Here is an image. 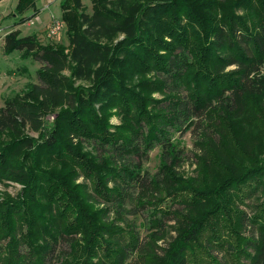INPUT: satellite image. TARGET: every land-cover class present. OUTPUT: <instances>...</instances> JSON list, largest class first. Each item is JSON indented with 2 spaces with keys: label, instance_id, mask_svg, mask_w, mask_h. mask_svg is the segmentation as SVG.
Returning <instances> with one entry per match:
<instances>
[{
  "label": "trees",
  "instance_id": "16d2710c",
  "mask_svg": "<svg viewBox=\"0 0 264 264\" xmlns=\"http://www.w3.org/2000/svg\"><path fill=\"white\" fill-rule=\"evenodd\" d=\"M62 6L68 45L4 40L45 64L0 107V264H264V0Z\"/></svg>",
  "mask_w": 264,
  "mask_h": 264
},
{
  "label": "rangeland",
  "instance_id": "374dc122",
  "mask_svg": "<svg viewBox=\"0 0 264 264\" xmlns=\"http://www.w3.org/2000/svg\"><path fill=\"white\" fill-rule=\"evenodd\" d=\"M39 1V0H38ZM37 1V3H38ZM50 5L49 11L39 10L36 7V10L32 12L30 10L27 12L28 18L25 20V23H19L21 21V17L16 15V7L18 5L19 0H1L0 1V25L8 31L9 25H19L17 28L21 31L23 36H27L28 34L37 35L39 41L43 45L47 44H57V45H68L69 40L67 36V26L63 19V14L66 10L63 8V3H68L71 5L72 0H56L58 2L54 3L53 0H48ZM84 9L87 11L92 10V0H81ZM55 11H54V9ZM51 14H54L56 18H60L64 21L65 27L64 30L55 38L49 39L47 37L48 29L52 24ZM13 25V26H14ZM11 28H14V27ZM34 33V34H33ZM0 40V107L5 104L6 98L14 95L15 93H22L29 84L31 83H41L37 71L45 64V61L42 59V52H37L30 56H23V53L20 51H14L10 54H6L4 52V41ZM65 75L70 76V71L66 70L64 72ZM81 82H77L75 86L79 85ZM154 97H159L160 94L155 93ZM255 108V105L253 106ZM61 108H58L54 111V114L58 113ZM49 124H52L55 118H49ZM110 123L120 124L121 116L118 114H113L110 117ZM31 135L38 137L37 132H32ZM4 138H7V135H4ZM182 141L186 144L189 149V156L187 162L182 168L184 174L187 177H196L198 175V171L196 170V166L193 163L192 152L193 149V141L190 134H186ZM90 149V148H89ZM157 150L153 151L151 156V161L149 166L155 168L157 165L156 158ZM78 182H84L83 178H80ZM23 185L20 183L12 182V181H0V201L3 200H17V198L22 194ZM246 210H250V208L243 206ZM20 230L18 234L20 235ZM9 241V237L5 236L4 233L0 230V244H6Z\"/></svg>",
  "mask_w": 264,
  "mask_h": 264
},
{
  "label": "built area",
  "instance_id": "2783aa9c",
  "mask_svg": "<svg viewBox=\"0 0 264 264\" xmlns=\"http://www.w3.org/2000/svg\"><path fill=\"white\" fill-rule=\"evenodd\" d=\"M49 7L45 6L42 10H48ZM54 14H51V19L52 24L50 25L49 29H48V33H47V37L49 39L55 38L57 37L63 30L65 27V23L62 19L60 18H56L55 16H53ZM1 19V18H0ZM1 21V20H0ZM12 30L9 29L8 31H6L1 25H0V40H3L7 34H9Z\"/></svg>",
  "mask_w": 264,
  "mask_h": 264
},
{
  "label": "crops",
  "instance_id": "0c3cea01",
  "mask_svg": "<svg viewBox=\"0 0 264 264\" xmlns=\"http://www.w3.org/2000/svg\"><path fill=\"white\" fill-rule=\"evenodd\" d=\"M55 1V2H54ZM53 2L54 3H57L58 4V2L56 1V0H53ZM45 6H48L49 7V9L48 10H45V11H49V12H51V10H50V3H49V1L48 0H39L38 1V3H37V8L39 9V10H42ZM52 7V6H51ZM54 9V8H53ZM54 11H55V9H54ZM28 23V22H27ZM27 23H24V24H27ZM29 24V23H28ZM14 23L13 24H11V25H9L8 26V28H10L11 30H14V29H18L17 27L19 26V25H14ZM30 25V24H29ZM14 27V28H11V27ZM34 34V33H33ZM28 35H32V34H28Z\"/></svg>",
  "mask_w": 264,
  "mask_h": 264
},
{
  "label": "water",
  "instance_id": "95a60500",
  "mask_svg": "<svg viewBox=\"0 0 264 264\" xmlns=\"http://www.w3.org/2000/svg\"><path fill=\"white\" fill-rule=\"evenodd\" d=\"M57 116H58V114L56 113V114H54V115L48 116V119H49V118H56Z\"/></svg>",
  "mask_w": 264,
  "mask_h": 264
}]
</instances>
